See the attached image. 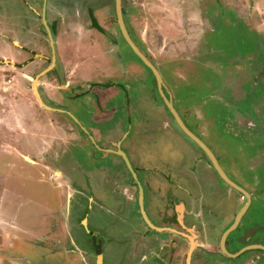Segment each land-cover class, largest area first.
<instances>
[{"label": "rangeland", "instance_id": "374dc122", "mask_svg": "<svg viewBox=\"0 0 264 264\" xmlns=\"http://www.w3.org/2000/svg\"><path fill=\"white\" fill-rule=\"evenodd\" d=\"M40 1L0 0V226L17 230L15 226L20 227L14 223L17 221L23 227H33L29 230V236L33 235L30 238L20 228L24 233H20L18 239H25L9 238L14 240L11 246L3 243L4 233L0 227V264H83L79 251L89 252L90 244L88 238L86 243L76 222L70 235L78 252H70L73 246L65 243L66 254L65 249L58 248V243L45 235L38 239L46 227L44 207L57 211L58 203L62 202L66 211L63 194L66 189L63 188L61 199L57 198V181L49 179L48 175L53 176L51 169L75 171L74 157L80 170L70 174L72 180L79 188L84 187V191L90 189L91 192L92 188L100 204L89 212L88 224L90 230L97 233L95 239L98 235L107 239L101 247L103 264H120L130 249L129 233L137 223L126 225L121 220L120 209L125 208L126 203L121 192L118 195L116 191L118 186L105 182L108 166L103 171L93 167L101 159L100 152L96 150L91 158L84 159L80 149L78 156L68 149L56 163L48 165L50 169L45 168L52 154L56 156L53 150L66 140L64 136L78 134V131L65 116L40 108L31 89L30 79L45 66L39 57L32 56L35 53L47 55L49 49L40 26V12L34 15L33 11V7L39 9ZM129 1L135 3L132 6L137 7L136 14L130 19L128 10L125 19L134 33H140L151 63L158 69L167 93L171 94L175 110L190 131L216 156L229 179L252 198L238 227L229 235L228 245L231 242L233 246H228V252L240 246L234 245V239L241 236H249L252 242L264 246V0H125L127 8L131 5ZM48 4L49 23L56 25V32L70 41V46L75 44L72 53L80 55L79 60L88 67L79 79L109 81L105 77L114 74V69L105 70L104 64L99 66L108 57L115 62L117 72L133 74L126 79L123 75L111 78L117 87L109 91V95H114L118 108L115 112L119 111L120 116L116 133L126 135L123 149L139 180L143 181L146 176L159 186L158 182H166L168 174L178 172L174 168L179 162L184 168L193 166L194 160L201 158L200 150L177 128L172 118L166 116L154 89L153 76L146 75L145 67L123 37L117 36L114 0H47ZM92 17L117 38V46L113 48L91 28ZM139 47L144 51L142 45ZM23 53L26 55L20 60ZM68 56L69 52L59 56L57 71L63 70L60 65L64 66L63 61ZM28 57L34 62L24 68ZM67 69L64 70L66 75L70 73ZM92 71L95 73L91 74ZM56 74L59 76L52 73L39 79V84L43 83L40 91L44 102L49 100L47 94L58 102L61 93L66 92V88L55 92ZM62 76L60 72L59 79H64V83L70 80ZM72 81L74 85L81 83L77 76L72 77ZM70 94H64L63 106L89 129L100 115L95 96L89 94L92 100L84 96L73 99ZM19 153L24 161L18 157ZM47 154L49 158L45 159ZM122 166L128 169L124 160ZM37 167L44 171L40 172ZM171 167L173 170L169 172ZM154 168L163 176L152 172ZM194 168L195 176L201 180L198 179V187L194 188L182 175L179 181L190 190L193 188L195 193L203 194L213 205L212 225L207 226L213 240L240 211L242 196L228 190L230 197L224 204V191L228 186L204 161ZM134 192L130 190L131 195ZM77 212L80 216V210ZM57 221L58 225L63 223ZM54 224L48 227L46 236L54 235L60 227ZM255 255L256 251L247 252L240 260H255ZM261 261L258 264H264ZM93 263L92 256L89 264Z\"/></svg>", "mask_w": 264, "mask_h": 264}, {"label": "flooded vegetation", "instance_id": "af4514ba", "mask_svg": "<svg viewBox=\"0 0 264 264\" xmlns=\"http://www.w3.org/2000/svg\"><path fill=\"white\" fill-rule=\"evenodd\" d=\"M129 3H131V5L130 7L127 8L125 0H121V14L126 31L129 37L131 38V40L137 46L138 50L151 63L148 57V55L150 54L149 50L146 49L145 46H143L144 42L139 37L141 36L140 33L139 34L134 33L132 28L128 25L127 20L125 19V13L127 18L128 10H129L130 19H132L131 17L133 15H134L133 17H135L136 14L134 10L137 9V7L132 6L135 3L132 4V2L130 1ZM47 6L49 7V4L47 5V0H41L39 9L33 7L34 15H36L37 11L40 12V14L38 15L39 19H41L40 26L44 30L43 36L46 37L47 46L49 49L47 55L35 53L32 56V57H39L41 61L45 62V66L38 71V73L34 76L33 79H30L31 89L34 94V88H36L35 90L38 92L41 102H43L44 104V106H42L36 99L40 105V108L42 107V109L48 113L65 116L67 120L76 128L78 134L71 135L68 133L67 135L64 136L66 140L63 142L60 141L61 142L60 148L58 146L53 150V153H55L56 151V156L52 154L51 157L52 160L49 161L47 165H45V168L50 169L48 165L50 163H56V159H58V157L61 156L62 154L65 155L68 152V149L69 150L71 149L70 151L72 152V155L76 154V156H78L79 153H77V151L80 149L82 152V158L84 159L91 158L92 155L97 151L98 153L100 152L101 159L93 167H96L97 169L101 168V170L103 171L104 167L108 166L106 171H109L108 172L109 175L108 173L105 174L106 175L105 179L108 178L107 180H105V182L108 183L109 181H111L113 185H117L118 189L116 188V191L118 195L119 192H121V195L126 203L125 208L122 207L120 209L121 211L119 214L122 215L121 220L123 221V223H126V225H129L132 222H136L138 227V229L136 227L135 229L132 230V232L129 233V236H131V241L128 244L130 249L128 248L129 251L126 253L125 259L120 264H128V263L129 264H186V262H188V264H258L259 260L261 261L263 259L262 261H264V251H262L261 249H250L242 252L244 248L249 246H253L256 248H258L257 246L264 247L262 246V243L252 242L249 236H241L235 238L234 245H240V246L234 249L232 252H228V246L230 245L233 246V243H231L230 241L228 245L229 235L236 230L245 213L240 218L236 228L226 235L224 239L223 247L221 245L222 235L227 231L228 228L232 226L235 218L231 222L230 221L228 222V224L221 230L220 234L217 236L216 239L213 240L210 239V234L207 232V226L212 225L211 217L214 216L213 205L208 202V199L203 194H197L194 191H192L194 190L193 188H191L192 190H190L189 187L187 188L185 185H183L181 181H179L181 180V175L183 176V178H185L187 182H189L190 185H194L193 187L195 188V186H197L199 183L198 182L199 178L195 176L194 167L195 165L202 164V162L204 161L206 163V166L209 169H212L216 173L218 179H220L222 183L228 186V188L225 189L224 191L225 192L224 193L225 198L223 197L224 204L227 203L226 199L230 197L229 194L230 191L231 190L236 191V190H234L223 179H221V177L215 171V168L211 163L207 154L203 152L198 146L197 147L200 150L201 158L195 159L193 166L188 168H184L179 162L178 166L174 168V171L175 169H177L178 172H173L175 175L172 173L168 174V177L166 176L165 178L166 182L160 183L157 181L159 186H156L155 182L146 176H143V181L139 180L137 173H135L134 169L131 166V163L129 162L127 153L123 149V142L125 141L126 135L116 133L118 127V123H116V121L119 119L120 116H119V111L115 112V109L118 108L115 107L116 102H114L115 99L114 95L113 94L112 96L109 95V91L117 87L116 83L110 80L111 78L114 79L118 75H123V77L126 79V76L131 77L133 74H128L129 71L128 73H122L119 71L117 72L116 65L114 64L115 62L109 59L108 57V59H106V62L105 63L104 61L100 62L99 66H102V64H104L103 69L104 68L105 70L106 69L110 70V68L114 69L113 70L115 71L114 74L105 77L109 81L107 82L105 81L101 83L99 82L102 80L101 79L98 80L97 82H93L90 80L89 82L88 81L83 82L82 79H79L85 75L84 73L87 72L88 67L86 63H83L82 60L81 61L79 60L81 59L80 55H77V53H75L74 51L72 53V49H73L72 45L75 44H72L70 46L69 45L70 41H67L63 35H59L56 32V25H53L54 23L53 24L49 23V15L46 13ZM114 11H115V6H114ZM114 13H115L114 28L116 26V28L119 30V31L117 30V36L120 34L121 37H123L119 29L116 12ZM92 22H94V26L92 25ZM91 25L93 26L91 28L95 29L97 33L98 32L100 33V34L98 33L99 35L107 39L105 41H107L109 45L113 46V48L117 46L118 43L117 38L113 37L108 32H106L103 26L98 25L93 17L91 18ZM108 35L111 37H109ZM61 43H63L64 45H62ZM139 45H142L144 51L140 49ZM130 51L133 52L131 49ZM67 52H69V56L68 58L64 59L63 61L64 66L60 65V67L63 68L62 70L63 72L59 71V69L57 71L59 65L58 64L59 56L62 55L64 56V54H67ZM24 55L26 54L25 53L20 54L21 57L20 60L24 59L22 57ZM32 57H28L27 59H25L24 62L26 63H23V67L25 66L24 68H26L27 65H29V63L34 62L30 60V58ZM137 59L139 60L138 57ZM139 62L145 67L146 75L148 74V76L150 75L153 76L155 81L154 89L157 91L161 105L163 106V109L166 110L168 115L166 113L165 114L166 116L172 118V120L175 122L174 118L171 117L172 115L168 111V108L165 105L160 95V91L158 89L154 75L152 74L151 70L148 69L141 62V60H139ZM65 68L71 69V70L67 69L70 72L68 75L65 74L64 71ZM155 69L158 71L156 67ZM134 70L136 72L140 71L136 68H134ZM60 72L61 75H63L62 77L66 79L68 77L70 78V80H65L64 83V79H59ZM93 72L94 71H92L91 74H93ZM52 73L59 74V76H57L56 74V79L54 80L56 82V84L53 86L56 89L55 92H59L64 88H66V92H64L63 94L60 92L61 100L58 102L56 100H53L50 97V94H47L49 100H47V102L46 101L44 102V98L42 96L43 92L40 91L41 89L40 86L43 83L40 85L39 79L41 77H47L49 74ZM73 75L75 77L77 76L78 80H81V83L74 85L72 81V77H74ZM123 77L122 79H124ZM161 81H162L161 90L167 99H171V103L173 106L174 104L171 94L167 93L162 78ZM101 89L103 91H101ZM67 93H71L70 95L73 99H77L79 97L84 96L83 98L88 97V100H92L90 99L89 94L95 96L96 98L95 104L96 107L98 108V111L100 112V115H98L99 119L96 120L97 122L92 121L93 122L92 126L89 129L85 128L81 124V121L78 120V117H76L74 113H72L69 109H67L65 105L63 106L64 98H65L64 94ZM75 120H77V122ZM81 128L83 129V131L81 130ZM157 128H159V124L156 127V129ZM177 128L179 129L178 126ZM76 139H78L80 142H77ZM204 145L207 147L205 143ZM123 156L127 159L128 162L124 160ZM213 156L217 160L214 154ZM18 157L23 158L24 161V156L22 154L19 153ZM38 157L40 158V156ZM47 157L49 158L48 154L45 155L44 158L46 159ZM76 158L77 157H74L73 160L75 161V163H73L75 164V171L80 170L79 169L80 166L78 167ZM122 159L124 160L126 165L127 163H129L130 165V166L127 165L128 168L127 170L124 166H122L123 165ZM217 163L219 165L218 161ZM37 168L41 169L40 167ZM171 169L173 170V168L171 167L169 169V172H171ZM153 170L155 171L152 172H157L163 176L162 172L156 171L155 168ZM42 171L44 170L41 169L40 172ZM75 171L74 169H71V170H65L64 172V170L62 169H51V173L53 176L48 175V178L57 181V183L55 184L58 193L56 194L58 196L57 198H60V196L62 195L63 188L66 189V192L63 193L65 200L67 202L65 203L66 206H64V208H66V211L63 210L62 202L58 203L57 211H54L51 207H44L43 209L45 212L44 221L47 220L45 221L46 227L41 232V235L39 234L40 237L38 239H41L42 235L43 237L45 235L46 238H51L55 242H57L58 248H62L63 250L65 249L64 251L66 254L68 253V250L64 246L65 243H68L70 246H73L70 252H75V251L78 252L79 248L77 247L74 239L70 235V231H72L73 227H75L74 222H76L78 228L82 230L81 235H84L85 240L88 238V243L90 244L89 252L87 250H82V249L79 251L81 255L82 263L89 264L90 258L93 256L94 257L93 264H98L99 261H100L99 264H103L104 256L101 247L103 242L106 241L107 239H105L104 237L99 238L100 237L99 235L95 239L94 237L97 233L91 231L88 224L89 212L93 209L94 206L100 204L98 199L92 194L93 192L92 188H91V192H89L90 189H88V191H84L85 190L84 187L79 188L77 186V182L75 180H72L70 174H72V172ZM147 172L148 171H146L145 174ZM85 173L87 174L88 172ZM183 173L186 175H183ZM85 177L87 178L88 176L85 175ZM85 181H87V184H89L88 180ZM241 188L244 189L243 187ZM131 189L135 190V192L132 195L130 194ZM242 200L243 201L241 203L240 208H242L246 203L245 197L242 196ZM79 210L81 214L80 216H77L78 214L77 211ZM132 214L134 217H132ZM235 215L233 217H235ZM57 220L60 221L62 220L63 223H61V225H58ZM14 223L20 226L18 228L17 226L14 225L17 230H9L8 228L6 229L3 225L0 226L2 233H4V235L2 236L4 240L3 243H7V244L9 243V245L11 246L12 244L10 243L13 242L14 240L11 241L9 238H13V237H16L17 239L21 238L19 234L24 232H21L20 228H22L21 229L22 231H25V233H27L25 235L28 236L27 238L33 237V235L29 236L30 234L29 230L30 228L33 227H28V228L23 227L17 221ZM53 223L57 224L60 227L57 228V231L54 235L46 236V232L49 231L48 227L52 226ZM34 226L38 227V225H34ZM8 232H10V234H8ZM23 239L22 240L18 239V241H23ZM214 240L217 241L213 242ZM251 251H256V255L253 257L255 258V260L254 259H249L248 261L240 260V257L242 255ZM231 260H233V262H231Z\"/></svg>", "mask_w": 264, "mask_h": 264}, {"label": "water", "instance_id": "95a60500", "mask_svg": "<svg viewBox=\"0 0 264 264\" xmlns=\"http://www.w3.org/2000/svg\"><path fill=\"white\" fill-rule=\"evenodd\" d=\"M114 6H115V12H116V17H117V21H118V25H119V29L122 33V36L125 40V42L128 44V46L130 47V49L133 51V53L139 58V60H141V62L148 68L151 70L152 74L154 75L156 82H157V86L158 89L160 91V95L165 103V105L168 108V111L170 112V114L172 115V117L174 118L177 126L179 127V129L184 133V135H186L192 142H194L203 152H205L207 154V156L209 157L211 163L213 164L215 171L217 172V174L221 177V179H223L228 185H230L234 190H236L239 194H241L243 197H245L246 199V203L244 204V206L240 209V211L236 214L235 216V220L234 223L232 224V226L230 228L227 229V231L222 235L221 238V245L223 247V243H224V239L226 237V235L228 233H230L232 230H234L237 226V224L239 223L240 218L242 217V215L245 213V211L247 210V208L250 205V201H251V196L250 194L242 189L241 187H239L238 185H236L235 183H233L223 172V170L220 168V166L217 163V160L215 159V157L213 156V154L211 153V151L204 145V143L197 137L195 136L183 123V121L181 120V118L179 117V115L177 114V112L175 111V109L172 106L171 103V99H167L162 90V81H161V77L158 73V71L155 69V67L153 66L152 63H150L145 57L144 55L138 50L137 46L134 44V42L131 40V38L129 37L123 19H122V14H121V0H114ZM109 36V35H108ZM111 37V36H109ZM2 63H6L5 61H3ZM36 88H34V94L36 96V99L38 100V102L44 106L43 102H41V99L39 97L38 92L35 90ZM74 119V118H73ZM77 122V120H75ZM124 157V156H123ZM124 160L126 162L127 159L124 157ZM128 166L129 163H127ZM140 202V201H139ZM253 247V246H249L244 248L243 251L246 250H250V249H261L262 251H264V247L261 246H257ZM99 261V259H98ZM100 262V261H99ZM98 262V264H99ZM186 264H188V262H186Z\"/></svg>", "mask_w": 264, "mask_h": 264}, {"label": "crops", "instance_id": "0c3cea01", "mask_svg": "<svg viewBox=\"0 0 264 264\" xmlns=\"http://www.w3.org/2000/svg\"><path fill=\"white\" fill-rule=\"evenodd\" d=\"M80 45V44H79ZM81 48H83V46H81ZM29 112L28 111H26V114H28Z\"/></svg>", "mask_w": 264, "mask_h": 264}, {"label": "trees", "instance_id": "16d2710c", "mask_svg": "<svg viewBox=\"0 0 264 264\" xmlns=\"http://www.w3.org/2000/svg\"><path fill=\"white\" fill-rule=\"evenodd\" d=\"M92 25L94 26V22H92Z\"/></svg>", "mask_w": 264, "mask_h": 264}, {"label": "built area", "instance_id": "2783aa9c", "mask_svg": "<svg viewBox=\"0 0 264 264\" xmlns=\"http://www.w3.org/2000/svg\"><path fill=\"white\" fill-rule=\"evenodd\" d=\"M7 83H9V82H7Z\"/></svg>", "mask_w": 264, "mask_h": 264}]
</instances>
